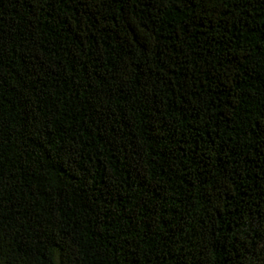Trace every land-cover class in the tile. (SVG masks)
Returning <instances> with one entry per match:
<instances>
[{
	"label": "trees",
	"instance_id": "1",
	"mask_svg": "<svg viewBox=\"0 0 264 264\" xmlns=\"http://www.w3.org/2000/svg\"><path fill=\"white\" fill-rule=\"evenodd\" d=\"M0 264H264V0H0Z\"/></svg>",
	"mask_w": 264,
	"mask_h": 264
}]
</instances>
